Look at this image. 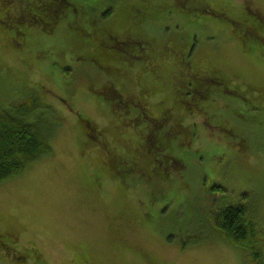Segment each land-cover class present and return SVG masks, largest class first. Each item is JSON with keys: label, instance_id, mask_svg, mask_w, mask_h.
<instances>
[{"label": "rangeland", "instance_id": "obj_1", "mask_svg": "<svg viewBox=\"0 0 264 264\" xmlns=\"http://www.w3.org/2000/svg\"><path fill=\"white\" fill-rule=\"evenodd\" d=\"M82 1L103 26L123 22L125 13L139 5L147 12L175 0ZM206 1L212 9L223 7L232 16L244 14L262 25L261 37L245 38L239 35L242 27L235 30L227 19L200 9L169 14L167 7L144 25L159 47L151 41L154 50L144 49L138 56L123 50L131 65L120 78L113 68L84 62L83 49L70 33L66 36L65 24L44 33L38 25L26 28L0 14V109L29 104L32 119H39L51 145L20 176L0 182L3 243L18 249V256L40 258L29 264H253L248 247L219 235L211 211L248 193L256 227L264 230V0ZM247 4L257 14L246 13ZM140 10L138 17L144 13ZM88 17L75 32H91ZM13 37L16 46L10 43ZM193 47V61L201 56L202 63L231 80L234 92L227 93L222 81L212 82L214 106L186 117L196 127L195 136L172 139V147L185 151V158L169 157H180L174 161L188 163L187 170L166 171L165 178L156 175L150 161L143 170L133 169L134 177L121 185L106 181L97 167L103 154L97 145L86 144V128L94 137L102 129L110 136L120 130L125 110L133 105L125 109L119 102L104 103L99 91L103 82L101 91L118 95L125 86L129 95L149 80L145 50L151 56L161 48L175 71L174 63L184 69L182 54ZM186 94L183 90L182 96ZM134 115L128 120L132 127L138 121ZM255 237L246 245L262 243ZM6 253L0 248V264L20 261H11Z\"/></svg>", "mask_w": 264, "mask_h": 264}, {"label": "trees", "instance_id": "obj_2", "mask_svg": "<svg viewBox=\"0 0 264 264\" xmlns=\"http://www.w3.org/2000/svg\"><path fill=\"white\" fill-rule=\"evenodd\" d=\"M209 3L210 2L206 0H175L169 6L160 4L155 8V13H153V10H149L147 13L144 11L146 7L144 8L143 5H139L140 7L133 8L125 13L127 18L123 22H111L114 26L113 32H110V22L105 23V29H101V25L97 24L98 27L91 28V32L97 36L96 39H98V42L96 41V43L100 44L99 42L101 40V42H103V39H107L109 36L108 39L110 40L107 41L108 46L115 42L119 47H107L101 44L102 49L109 51L116 62L122 63V66L116 69L117 78H120L124 71H129L128 68L131 65V63L125 61L129 57L127 56L126 58V53L124 54L123 50L133 51L138 55L139 49L134 47L136 45H146L151 43V41L156 44L157 48L159 47L156 38L150 37L148 30L144 29V25L150 23L151 17L157 18L160 16L155 14L161 13L160 11L167 7L171 8L167 11L169 14L189 13L194 12L196 9H200L202 12L212 13L223 19H227L231 22L235 30L242 27V33L239 35H245V38L251 37L250 39L256 40L261 37L262 25L249 22L244 14L232 16L229 10H225L223 7H216V10L212 9ZM140 9L143 10L144 13L143 16L138 17L137 11ZM245 10L246 13L257 14L256 9L251 8L248 4L245 6ZM0 14L9 15L20 20L26 28L38 25V29L44 33L52 32L58 29L61 24H65L69 30V32L67 30L66 36L71 33V37L74 36L83 40L87 47H90V43L93 42L92 40H85L84 33L75 32V30L81 27L80 23L83 22L81 20H84L85 14H89V17L85 20H89V22L96 21L95 16L90 13L87 5H85L82 0H0ZM18 33L20 35L23 34L21 30H18ZM133 35L137 36L136 41H129L127 39L128 41L122 42L124 38ZM158 40L163 43L162 40ZM10 43L16 46L18 41L13 37ZM195 47L191 50L192 56ZM106 58L109 59V57ZM151 59V64L146 65L148 68L147 74L149 75V80H145V82L139 84L137 89H132V93L129 95L125 94L127 87L122 86V88L118 89V97L116 99L119 100L118 104L125 109L126 107L124 105L127 104L126 101H129V99L136 94V100L139 106H144L145 112L149 113L152 117L165 114L169 121L175 118L176 122H181L185 120V115L179 114L181 109L186 108L190 110L193 104L194 109H196L199 107L196 106V102L200 98H205L203 95H197V97L193 95V101L186 103L189 94L187 93L185 96H182L183 90H189L188 87L194 86L193 83H198L199 77L202 80V87L209 85V83L203 80L207 75H211L214 79L222 81L221 83L223 85H227L231 82V80L229 81L228 78H225L215 67H208L206 63H202L201 56L196 61H193L188 52L183 53L181 57L184 69H179L174 63L177 68L175 71H173L172 61H167V57L165 53L161 51V48H159V51H156L155 54H151ZM117 66L118 65H116V67ZM108 70H111V68H108ZM197 72H200V74L198 75ZM111 73L114 76V80H116L113 71ZM214 98L217 99V97ZM212 100L213 99H210L205 103L202 102L200 104L201 108L206 109L208 107H213L214 102H211ZM6 107L7 109H0V182L20 176L31 163L38 161L51 151L48 135L39 129V119H32V107L29 104L26 105L22 103L16 105L14 108H11L10 105H6ZM126 111L127 115L120 120L123 122L118 124L120 130L115 134L122 135L124 139L134 137L135 134L139 137L143 131L148 128L150 120L144 121L140 126L133 128L128 123V120L132 118L133 112L129 109H126L125 112ZM117 115L118 113L116 116ZM132 128L134 133H125L128 130L131 131ZM195 131L196 127L194 125L184 122L183 126L180 125L170 129L167 135L166 133L160 134L159 140L164 142V151L169 156H181L182 159L185 158V151L182 153L177 152L172 147V139H174L176 133L183 132L186 136L189 134L188 137L185 138V141H188V139L195 136ZM182 147L183 146H180V148ZM114 156L117 162L122 163L118 153ZM177 158L180 160V157ZM122 161L126 162V158L122 157ZM135 166L139 168L137 165ZM97 167L99 170L101 169L100 166ZM183 168L175 166L174 169L178 170ZM100 171L106 181L110 180L107 175H111V177L120 175V170L117 169H111L110 172L106 174H104L102 170ZM238 196L239 197L235 201L225 200L221 205L215 206V209L211 211L212 215H214L215 226L220 231L219 235L226 241H232L237 245L248 247L252 254L253 264H264V253L261 250V247H264V230L261 231L256 227L252 207L249 203L250 195L244 193ZM251 236H256L255 239L260 240L262 243H249L246 245ZM12 248L6 244V255L10 257L11 261H13V259H20L17 264H20L23 259L26 264L30 262L38 263L36 259H40L36 254H33V257L29 256V258L18 256L19 250H15V248L13 249L14 253L11 254L10 251Z\"/></svg>", "mask_w": 264, "mask_h": 264}, {"label": "flooded vegetation", "instance_id": "obj_3", "mask_svg": "<svg viewBox=\"0 0 264 264\" xmlns=\"http://www.w3.org/2000/svg\"><path fill=\"white\" fill-rule=\"evenodd\" d=\"M158 19V18H156ZM83 21V20H81ZM111 24V23H110ZM80 25H82V23H80ZM90 25L92 28H97V22L96 21H90ZM101 29H105V25L100 27ZM57 30V29H56ZM54 30L53 33L56 31ZM114 31V26L111 24V28H110V32ZM246 33V32H245ZM104 35V34H103ZM71 36V33H70ZM72 38H75V45H78L80 48L83 49V56H81V59L86 62V63H90L93 66H104L106 69L108 68H113L114 70H116L118 67H121L122 63H118L116 62V60L111 56V53L107 50L102 49L101 44L105 45L107 47H115V48H119L115 42L112 43V45L108 46L107 41L110 40L108 39L109 37H107V39H102L104 40L103 42H99L100 44L96 43V41L98 42L97 36L95 34H93L92 32H88L85 31L84 32V39L85 40H92L93 42L90 43L91 46L87 47L85 45V42H83V40L72 36ZM134 38V39H133ZM136 41L137 36L133 35L131 37H127L124 40H122V42L124 41ZM118 41V40H116ZM150 44V43H149ZM146 44L145 47L143 48L142 46L136 45L134 48L139 49V53L144 49L147 50H154L152 48L151 45ZM188 54L190 53V57L191 55V50L187 51ZM146 53V58H147V62L145 63V65L147 64H151L152 59L151 56L149 55V52H147L145 50ZM136 55V56H138ZM106 57H109L106 58ZM181 62L183 63V61L181 60ZM107 64V65H106ZM116 65H118L116 67ZM117 71V70H116ZM198 75L200 74V72H197ZM214 77H212L211 75H207L204 77L203 80H205L206 83H209V85H206L204 87H202L201 82L202 80L198 79V83H193L194 86H190L188 87L189 90L186 89V93L189 94L188 98L186 99V103H189L191 101H193L192 97L193 95H195L197 97V95H203V97L205 98H200L197 102H196V106H199L198 108L194 109V104L191 106L190 110L183 108L181 109V111L183 112V115H185V119L186 117H189L191 115H194L196 113L195 110H199V111H204L203 108H201L200 104L202 102H206L210 99H213L214 96L212 95L211 89H210V84L214 81H218V79H214ZM147 80V79H146ZM199 84V87H198ZM105 87V81L102 84L101 89ZM206 87V88H205ZM225 91L227 93H233L234 90H232L230 88V85H223ZM101 89L99 90L104 96L102 101H104V103H107L108 105L110 104L111 101H113V105H116V102L118 103L119 100H117L116 98L118 97L117 95H114L112 91H108L107 89L104 91H101ZM161 95V93H160ZM136 96L132 97L131 99H129V101L127 102V106L133 105L131 109L132 112H135L134 117L138 119V121L135 123V127L140 126L144 121L150 120V124L148 126V128L143 131V133L137 137H131L128 139H124V137L122 135H118V134H112V135H108V129H102L99 133V135L97 137H94V134H92L91 132H89L90 129H87L85 131L86 133V144L88 143V145L91 147L92 144L94 147V145H97L98 149L102 152L103 154V162L101 157L99 156L100 160H101V170L103 171L104 174L109 173L111 169H117L120 170V175H117L116 177H111V175H107L109 177L110 180H114L116 182H118L120 185L125 183L127 181V178H132L134 177L133 173V169L136 168L135 165H137L139 168H141L142 170L144 169V165L150 161L154 162L155 166V171H156V175H161L163 177L166 178V171L167 173L170 170H175V166L176 167H185L187 164L185 163V165L182 164V166L177 165V163L174 160L177 161H181V159L179 160V158H174L173 160L170 159L169 155L166 153H162V157L160 158L161 155V151H163L164 148V142H161L159 140V135L160 134H164L166 133V135L169 133L170 129H173L176 126H180V125H184V122L186 123V120H182L181 122L178 121L173 124L172 127L166 128V122L169 121L168 118L166 117L165 114L159 115V116H154L152 117L149 113L145 112L144 110V106H139L138 101L136 100ZM121 101V100H120ZM173 120V118H172ZM178 123V124H176ZM132 130L128 131V133H134ZM185 133L183 132H178L174 135V138H178L180 141H183L186 137H185ZM122 139V140H121ZM119 154V159L122 163L117 162L115 159V154ZM148 153H150L149 157H148ZM142 156H144V158H142ZM122 157L126 158V162L122 161ZM183 163V162H180ZM175 165V166H174ZM174 167V168H173ZM188 165L185 167V170H187ZM181 170V169H178ZM122 176V177H120ZM119 177V178H118ZM113 178V179H112ZM5 237L4 234H0V248H2L3 250L6 249V244L3 243V238ZM14 249V248H12ZM24 258V257H23ZM2 264H5V262H3Z\"/></svg>", "mask_w": 264, "mask_h": 264}]
</instances>
